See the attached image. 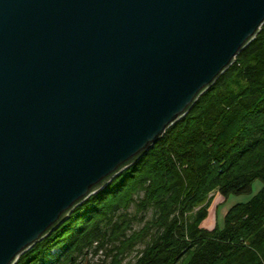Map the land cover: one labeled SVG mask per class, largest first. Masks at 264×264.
I'll use <instances>...</instances> for the list:
<instances>
[{
    "label": "water",
    "instance_id": "water-1",
    "mask_svg": "<svg viewBox=\"0 0 264 264\" xmlns=\"http://www.w3.org/2000/svg\"><path fill=\"white\" fill-rule=\"evenodd\" d=\"M263 24L264 0H0V264L145 155Z\"/></svg>",
    "mask_w": 264,
    "mask_h": 264
},
{
    "label": "trees",
    "instance_id": "trees-1",
    "mask_svg": "<svg viewBox=\"0 0 264 264\" xmlns=\"http://www.w3.org/2000/svg\"><path fill=\"white\" fill-rule=\"evenodd\" d=\"M257 180L222 224L203 226L215 192L226 201ZM98 254V264H264V24L145 155L16 264H89Z\"/></svg>",
    "mask_w": 264,
    "mask_h": 264
},
{
    "label": "rangeland",
    "instance_id": "rangeland-1",
    "mask_svg": "<svg viewBox=\"0 0 264 264\" xmlns=\"http://www.w3.org/2000/svg\"><path fill=\"white\" fill-rule=\"evenodd\" d=\"M261 186H262V182L260 180H257L253 185L252 193L243 194V195H231L227 198L226 201L219 193L215 192L214 193L215 198L213 199V203L211 204L209 216L204 221L203 226L207 228H211L216 224V222L222 224L226 212L233 204L238 202L248 201L255 193L259 191ZM142 225L143 224H136V227H140ZM135 255L136 252L130 255L126 261H128L129 259H133ZM103 257L104 256L102 254H98L95 256L90 255L91 261L89 262V264H98Z\"/></svg>",
    "mask_w": 264,
    "mask_h": 264
}]
</instances>
